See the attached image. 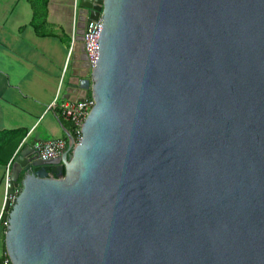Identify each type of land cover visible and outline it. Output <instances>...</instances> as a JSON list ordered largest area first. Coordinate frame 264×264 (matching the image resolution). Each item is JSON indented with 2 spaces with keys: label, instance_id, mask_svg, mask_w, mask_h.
<instances>
[{
  "label": "water",
  "instance_id": "water-1",
  "mask_svg": "<svg viewBox=\"0 0 264 264\" xmlns=\"http://www.w3.org/2000/svg\"><path fill=\"white\" fill-rule=\"evenodd\" d=\"M80 5L95 106L61 156L12 161V264H264V0Z\"/></svg>",
  "mask_w": 264,
  "mask_h": 264
},
{
  "label": "crops",
  "instance_id": "crops-1",
  "mask_svg": "<svg viewBox=\"0 0 264 264\" xmlns=\"http://www.w3.org/2000/svg\"><path fill=\"white\" fill-rule=\"evenodd\" d=\"M61 5V0H50ZM84 11V10H83ZM33 10L28 0H0V213L7 192L6 168L19 151L39 141L67 138L70 123L59 109H48L58 101L81 95L76 82L86 70L78 59L68 65L62 85L59 83L69 50L68 40L40 37L29 26ZM25 26L24 29L20 27ZM72 29V31H71ZM69 31L73 34V28ZM18 130V133H10ZM21 136L19 142L16 140ZM17 139L10 140L12 137ZM4 228L0 226V258L4 251Z\"/></svg>",
  "mask_w": 264,
  "mask_h": 264
},
{
  "label": "built area",
  "instance_id": "built-area-1",
  "mask_svg": "<svg viewBox=\"0 0 264 264\" xmlns=\"http://www.w3.org/2000/svg\"><path fill=\"white\" fill-rule=\"evenodd\" d=\"M81 22V21H80ZM103 24V15L102 11L99 13L97 19H91L89 22L86 21L84 29H83V38H82V57L79 56L77 51V42L79 39L78 29L73 30V36L70 40L69 50L67 53V59L65 65L63 66V74L59 83V88L63 83L65 74L67 72L68 67V59L69 56L73 53L74 58L81 57L82 68L86 70L85 77H90L92 70L96 67L99 51H98V36L102 29ZM83 78V77H82ZM80 79L76 82L79 91H82L81 95L76 98H68L63 101H58L59 94H57L56 98L49 105L48 109H59L60 115L62 118L67 120L71 125V133L74 137V144L77 145L82 138V128L84 122L89 116L91 110L95 106L94 97L91 94L90 90H85L80 88ZM68 147V139L67 138H53L45 141L36 142L33 145V148L36 154L39 155L42 159H50L56 158L62 155L63 151ZM12 161L7 165L6 168V183H8L11 175V165ZM19 187L15 188V194L9 195L11 203H13L18 191ZM0 226L4 228V232L8 226V221L5 219V210L4 206L0 213ZM0 264H12L8 252L5 249L0 258Z\"/></svg>",
  "mask_w": 264,
  "mask_h": 264
},
{
  "label": "rangeland",
  "instance_id": "rangeland-1",
  "mask_svg": "<svg viewBox=\"0 0 264 264\" xmlns=\"http://www.w3.org/2000/svg\"><path fill=\"white\" fill-rule=\"evenodd\" d=\"M81 0H61V5L57 3H53V6L50 9V16L48 17L47 28L53 30L56 33L61 34L62 29L64 30V37L68 40L70 37L72 38V29L76 30L80 27L79 23L82 15V7ZM68 45H70L68 40ZM82 41L78 40L77 42V51L79 56L82 57ZM74 54H71L68 59V65L73 64ZM81 57L78 58L79 67H82Z\"/></svg>",
  "mask_w": 264,
  "mask_h": 264
},
{
  "label": "trees",
  "instance_id": "trees-1",
  "mask_svg": "<svg viewBox=\"0 0 264 264\" xmlns=\"http://www.w3.org/2000/svg\"><path fill=\"white\" fill-rule=\"evenodd\" d=\"M31 4L33 15L32 19L29 23V26L33 27L35 32L40 37H52V38H59L63 43H65V39L62 38L59 34L54 32L53 30H50L47 28V22L49 17V3L50 0H28ZM25 26L20 27V29H24ZM71 40V39H70ZM18 130L11 131L10 133H18ZM22 135L17 137H12L10 140L17 139L15 142V145L19 142ZM50 170L52 171V167H50ZM5 237V234H4ZM4 239V238H3ZM5 250V245L3 246Z\"/></svg>",
  "mask_w": 264,
  "mask_h": 264
},
{
  "label": "flooded vegetation",
  "instance_id": "flooded-vegetation-1",
  "mask_svg": "<svg viewBox=\"0 0 264 264\" xmlns=\"http://www.w3.org/2000/svg\"><path fill=\"white\" fill-rule=\"evenodd\" d=\"M83 10H84V9H82V12H84Z\"/></svg>",
  "mask_w": 264,
  "mask_h": 264
}]
</instances>
